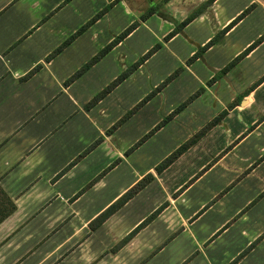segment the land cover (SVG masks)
I'll use <instances>...</instances> for the list:
<instances>
[{
	"label": "crops",
	"instance_id": "obj_1",
	"mask_svg": "<svg viewBox=\"0 0 264 264\" xmlns=\"http://www.w3.org/2000/svg\"><path fill=\"white\" fill-rule=\"evenodd\" d=\"M0 189V264H254L264 0H0Z\"/></svg>",
	"mask_w": 264,
	"mask_h": 264
},
{
	"label": "trees",
	"instance_id": "obj_2",
	"mask_svg": "<svg viewBox=\"0 0 264 264\" xmlns=\"http://www.w3.org/2000/svg\"><path fill=\"white\" fill-rule=\"evenodd\" d=\"M209 2L212 0H208ZM155 7L150 8L146 13L141 15V20H144L150 13L155 11ZM194 16V14H192L191 16L187 17L185 20H183L182 22L178 23L175 28L169 32L164 39H168L169 37H171L174 33H176L177 31H179L184 25L185 23L190 20L192 17ZM137 25V22L132 23L131 25H129L125 30H123L108 46H106L105 48H103L102 53H104L111 45H113V43H115L117 40L122 39L125 35H127L132 29L135 28V26ZM224 32V31H223ZM216 40V37H214L212 40H210L206 45H210L211 43H213ZM202 47L200 51H202L203 48ZM157 48V46L151 48L146 54H144L142 57H140L134 64H133V68L140 64L142 61H144V59L153 51ZM239 59V57L235 58L233 61H231L223 70L229 69L232 65H234L236 63V61ZM127 75V73H122L120 74L119 77H117L115 79V81L112 83H116L117 81L121 80L122 78H124ZM218 118H215L213 121L215 122ZM187 143L182 144L181 146H179L177 149H175L168 157H166L160 164H158L155 169L156 171H161V169L166 166L168 163H170L174 158L177 157V155H179L182 151H184V149L186 148ZM148 180V177L143 178L142 180H140L138 183H136L134 186H132L126 193H124L118 200H116L114 203H112L108 208H106L102 213H100V215H98L93 221L90 222V228H95L98 225H100L104 219H106L111 213H113L118 207H120L128 198H130L137 190H139L140 188L143 187V185L146 183V181ZM7 199V204L8 207L6 208L4 213H1L0 215V220L6 215V213L11 210L13 208V205L11 203V201ZM162 208L159 207L157 208L154 212L151 213V215L148 217V219L154 217ZM147 220V219H146ZM146 220L144 222H142L139 226L143 225ZM130 235L126 236L124 240H126ZM242 255V254H241ZM235 261V260H234ZM234 261H232L230 264H232Z\"/></svg>",
	"mask_w": 264,
	"mask_h": 264
},
{
	"label": "rangeland",
	"instance_id": "obj_3",
	"mask_svg": "<svg viewBox=\"0 0 264 264\" xmlns=\"http://www.w3.org/2000/svg\"><path fill=\"white\" fill-rule=\"evenodd\" d=\"M8 207L6 195L0 189V215L4 213ZM254 264H264V251L260 252L256 257H254ZM253 258V259H254Z\"/></svg>",
	"mask_w": 264,
	"mask_h": 264
}]
</instances>
